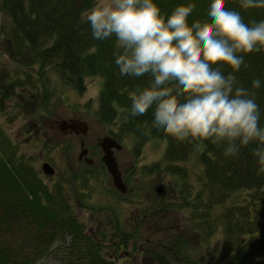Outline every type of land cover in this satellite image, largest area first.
I'll list each match as a JSON object with an SVG mask.
<instances>
[{
    "label": "trees",
    "instance_id": "1",
    "mask_svg": "<svg viewBox=\"0 0 264 264\" xmlns=\"http://www.w3.org/2000/svg\"><path fill=\"white\" fill-rule=\"evenodd\" d=\"M154 2L165 19L177 6L191 3L196 7L188 17L190 26L211 20L207 13L212 0ZM93 3V0H82L79 5L71 0H0V14L9 20L8 24L0 23V40L5 35L15 52L27 50L29 62L39 64L37 77H41L38 80L26 76L23 79L26 83L17 84L18 79L0 75V116L4 115L3 98L17 87L22 92L24 88L25 95L42 94L38 102L46 108L43 97L47 93L45 84H49L43 73L46 69L67 85L79 86L85 78L99 77L102 83L97 98L98 118L109 134L138 147L152 141L165 145L163 163L142 165L140 177L132 180L134 172L127 179L134 196L110 194L106 189L109 201L101 206L102 210L118 223L125 213L120 201L129 206L131 219L138 213L157 210L163 214L159 222L170 223L172 211L183 210L190 215L197 243L191 245L182 234L170 231H144L140 236L139 231L110 228L109 222L92 231L87 229L74 213L77 204L64 194L65 182L54 180L51 189L47 188L41 173L0 124V264H136L133 258L138 256V244H144L143 264H264V173L257 174L260 165L252 154L256 143L241 148L238 157L226 158L223 146L209 141L197 147L195 143H177L156 130L148 132L152 109L147 115L128 116L131 94L149 86L151 77L120 74L114 57L115 38L93 39L90 24L83 17ZM225 8L239 12L246 24L264 20V8L245 10L240 0H225ZM222 70L227 75L231 68L225 65ZM234 75L239 86L256 93L260 126L264 127V53L245 55L244 65ZM257 78L261 86L253 89L252 81ZM189 166L196 167L197 175H190ZM160 174L169 180V187L171 182L176 184L177 194L171 201L153 195L158 203L149 206L139 188L151 176L160 178ZM75 188L74 183L69 185V191ZM98 189L101 188L94 186L95 192ZM216 234H221L220 245L224 244L219 258L213 253ZM110 248L125 251L129 256L125 261H116L110 257ZM168 256L174 258L168 261Z\"/></svg>",
    "mask_w": 264,
    "mask_h": 264
},
{
    "label": "clouds",
    "instance_id": "2",
    "mask_svg": "<svg viewBox=\"0 0 264 264\" xmlns=\"http://www.w3.org/2000/svg\"><path fill=\"white\" fill-rule=\"evenodd\" d=\"M243 9L264 8V0H240ZM195 4L177 6L166 19L154 0H98L84 15L95 40H116L121 75L149 76V86L131 94L130 117L153 110L151 127L177 143L205 141L238 157L253 142L264 173V127L256 93L234 75L244 56L264 53V20L246 24L239 12L212 0L210 22L188 23ZM231 71L225 75L224 66ZM246 66V65H245ZM259 78L252 88L259 89Z\"/></svg>",
    "mask_w": 264,
    "mask_h": 264
},
{
    "label": "rangeland",
    "instance_id": "3",
    "mask_svg": "<svg viewBox=\"0 0 264 264\" xmlns=\"http://www.w3.org/2000/svg\"><path fill=\"white\" fill-rule=\"evenodd\" d=\"M81 1L82 0H71V2L77 4H80ZM93 2L92 7L98 0H93ZM89 9L85 10L83 14ZM0 23L8 24L9 20L6 16L0 14ZM29 58L30 56L27 50L17 53L10 47L5 35L1 38L0 75L18 79L19 82L17 84L25 82L23 79L26 76L36 77L40 80L41 77H37L39 64L30 63ZM43 73L44 77L49 82V84H45V92L47 93L43 95V97H45L44 104L46 108H43L40 102H38V100L42 98V94L35 92L33 95L30 93L25 95L26 92L24 88L22 92V88L17 87L15 88V92L3 98L2 107L4 108V115L0 116V124L3 130L10 135V138L16 140L15 143L20 145L22 152L29 162L31 160L32 163H30L35 167L37 172L41 173L47 188L51 189L52 180L59 179L58 181L65 182L64 194L69 197L71 195L72 203L77 204L74 213L81 219L87 229L95 230L99 226L98 220L102 222L101 215L103 214H88L83 207H101L108 201L106 198L108 197L106 189L109 190L111 194L116 192V189L118 190L109 173L107 178L105 177V183L103 184L104 188L97 190V194L91 197L88 202L92 191V187L90 186L95 184L93 181L87 184V176L92 172L96 175L99 167H106L104 162H101V157L104 156L101 142L104 138L113 139L123 147L119 152L114 151L115 157L126 176H130L135 172L132 180L141 176V170L139 168L142 165L157 162L163 163L165 145L162 142L152 141L138 147L136 144L132 145L116 140L109 134L108 129L98 118L97 98L100 94L102 83L99 77L85 78L83 82L77 86L74 84H65L63 79L58 78L53 71H48V69ZM69 80L70 82L72 81L71 79ZM33 81L36 82L35 79H33ZM80 86H82L81 90L79 89ZM32 96L34 97L31 98ZM72 120H78L87 125V134L81 135L76 132V129L75 131L72 128H67L65 131L61 130L59 126L61 122L65 121L69 123ZM81 140L88 149L89 158L87 159L94 160L93 167H87L84 163L81 165L77 162V156L81 150ZM44 164H47L52 169L53 172L51 174L43 172L42 168ZM86 165H92V163L86 162ZM79 166H81V168H79ZM187 171L190 172V175H197L198 172L195 166H189ZM160 175L158 176L161 179L151 176L149 182L143 188H139L140 193L143 189L142 193L148 196L146 198L144 195L145 199L143 201L144 203H148L149 206L158 203L152 196L154 194L156 198L166 196L165 192L163 191L162 193L160 189L161 187L166 188L170 185L169 180L164 178L165 175ZM82 178H85V183L82 181ZM71 180L74 182L77 181L76 187L78 193L76 198H74L71 191H69ZM124 184L125 192L123 193H125L126 196H134L133 190L126 180ZM189 184L190 183H188V185ZM156 188L157 191L154 193ZM170 192L172 195L177 194L175 183L171 182ZM160 193H162V195L158 196ZM168 201H171V198L168 199ZM121 206L122 209L125 208L124 211H128L129 206L126 205V203L124 204V202H122L120 207ZM171 222L181 229L185 235L184 239L191 245L197 241V232L188 213L185 214V211L181 210L180 213L172 216ZM170 232L177 235L179 234L175 230ZM140 233H142V235L145 234L144 231ZM220 239H223L221 234H216L213 238L215 243L213 253L215 252L218 258L224 250V244L223 246L220 245ZM213 257L216 259L215 255H213ZM167 259L168 261L172 260V256H168ZM136 264H139V261H136Z\"/></svg>",
    "mask_w": 264,
    "mask_h": 264
},
{
    "label": "flooded vegetation",
    "instance_id": "4",
    "mask_svg": "<svg viewBox=\"0 0 264 264\" xmlns=\"http://www.w3.org/2000/svg\"><path fill=\"white\" fill-rule=\"evenodd\" d=\"M81 141H80V143H81ZM122 149H123V147L121 146V148L119 150H114V151L119 152ZM82 150H85L84 157L81 156L82 158L79 159V154H80V152ZM82 150H80V152H79V154L77 156V162L80 163L81 165L84 163L85 166H87V167H93L94 166V160L93 159H87V158H89L88 157V149L85 147L84 142H83ZM86 153H87V155H86ZM113 155H114V157L116 156L115 153H113ZM115 159L117 161L116 157H115ZM88 161H90V163H92V165H86V162H88ZM101 162H102V157H101ZM117 164L119 166L118 162H117ZM79 168H81V166H79ZM122 173H123V171L121 172V177H122L123 182L125 183V180L127 181V179L130 178V177L128 175L126 176L125 173H123V174ZM107 175H109V173L107 171V168L105 166H103V167H99L96 175H94V173L92 172L91 174H89L87 176V184L90 181H93L94 184H95L93 186L89 185L90 187H92L91 188L92 191H91V196H89L88 202L90 201L91 197H93L94 195L97 194L94 191V186H97L98 188H101V189L104 188L103 184L105 183V177L107 178ZM56 180H59V179H56ZM82 180H85V178H82ZM52 182H54V180H52ZM76 182L71 180L70 184L74 183L75 187H76ZM137 188H138V184H137ZM160 190H161L162 193H163V191L165 192L166 196H163L162 198H164L166 200H168V199L172 198L173 196H175V195H172V193L170 192V187L169 186H167L166 188H162L161 187ZM156 191H157V188L154 190V193ZM116 192L121 194V195H125L126 196V194L121 192L120 190L116 189ZM71 193H72L73 197L76 198L77 197V193H78L77 187L75 189L71 190ZM162 193L158 194V196L162 195ZM106 194L108 195V192H106ZM145 196H146V198L148 197L147 195H145ZM70 197H71V195H70ZM121 204H122V202L120 201V205ZM75 208L76 207H74V209ZM121 208H122V206H121ZM121 208H119V209H121ZM83 209L86 210L88 214H94L95 213L96 215H99V214L104 213L103 215H101L102 222L100 220H98L99 225H103V224H106V223L109 222L110 223V225H109L110 228L114 227V228H119V229H122V230L123 229H129L131 231H137V232L139 231V233L141 231H155V230L156 231H173V230H175V231H177V233L182 234L183 237H185V235L181 231V229L179 227L175 226L172 222H170V223L159 222V221H161L160 217L163 214H160L159 211H157V210L156 211L151 210V212H148V213H144V212L138 213L137 217L135 219L128 218L129 214H128V212L125 211V213L122 215V218L121 219L119 218V223H118V222H116L117 219L112 218V215L110 213H108L106 211H103L102 207L101 208L100 207L94 208V207H87L86 206V207H83ZM172 213H173V216H175V214H178V213H175V211H172ZM162 220H164V219H162ZM182 221H183V218H182ZM140 236H142V233H140ZM196 243H197V241L195 242V244ZM195 244H193V245H195ZM138 245H139L138 254H137L138 256L136 258H133V261H139V264H143L142 254L144 252V244H138ZM109 251H110L109 252L110 253V257H112V259H114L116 261H121V260L125 261V259L128 258V256H129V254L127 252L120 251L117 248H115V249L114 248H110ZM173 258H174V256H172V259Z\"/></svg>",
    "mask_w": 264,
    "mask_h": 264
},
{
    "label": "water",
    "instance_id": "5",
    "mask_svg": "<svg viewBox=\"0 0 264 264\" xmlns=\"http://www.w3.org/2000/svg\"><path fill=\"white\" fill-rule=\"evenodd\" d=\"M60 128L62 131H65L67 128L76 129L75 131L78 132L81 135H85L87 131V126L76 120H72L69 123H66L65 121L60 123ZM81 126H85L84 128H79ZM75 127V128H74ZM83 146V145H82ZM102 151H104V156L102 157V162L106 165L108 173L111 174L114 184L120 190L121 192H125V187L122 186L119 172L117 169V162L113 155L114 150H119L121 148V145L116 143L113 139L105 137L104 140L101 142ZM85 153V150H82L79 154V159L81 158L82 154ZM90 163V161H88ZM44 173L51 174L53 171L52 169L47 165L44 164L42 168Z\"/></svg>",
    "mask_w": 264,
    "mask_h": 264
},
{
    "label": "bare ground",
    "instance_id": "6",
    "mask_svg": "<svg viewBox=\"0 0 264 264\" xmlns=\"http://www.w3.org/2000/svg\"><path fill=\"white\" fill-rule=\"evenodd\" d=\"M87 126V125H86ZM85 126H81V127H79V128H84ZM87 129H88V127H87ZM86 134H87V131H86ZM85 134V135H86ZM119 144V143H118ZM83 142L81 141V143H80V149L82 150V148H83ZM120 145V144H119ZM82 156H84V154H82ZM117 162V161H116ZM120 166H118V164H117V169H118V172H119V176H120V180H121V184H122V186H125V184H124V182H123V180H122V177H121V168H119ZM123 174V173H122Z\"/></svg>",
    "mask_w": 264,
    "mask_h": 264
}]
</instances>
